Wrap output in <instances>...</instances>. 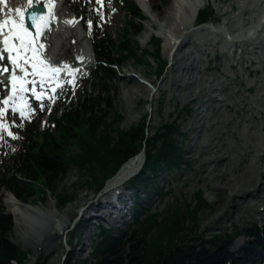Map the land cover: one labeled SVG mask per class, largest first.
I'll list each match as a JSON object with an SVG mask.
<instances>
[{"label":"rangeland","instance_id":"obj_1","mask_svg":"<svg viewBox=\"0 0 264 264\" xmlns=\"http://www.w3.org/2000/svg\"><path fill=\"white\" fill-rule=\"evenodd\" d=\"M16 1L11 0L8 9L3 11L7 13L6 16H11L19 23L21 16L15 13L18 5L13 3ZM102 1L104 6L97 0H51L50 3L41 0V4L52 6L51 11L60 6L61 9L64 7V12L71 17L73 24L62 27H59L57 22L48 24L44 31L45 42L41 41L39 37L35 55L42 53L46 58L47 55H50L49 57L54 59L52 63L57 62L61 72H64L65 68L63 67L67 65V62L79 60L82 45L87 43L90 46L89 36L91 34L106 37L113 44L117 43L121 35L122 37L126 35V21H130L142 29L137 37L139 49L151 50L149 35L155 33L160 37L156 26V23L160 21V18L156 17L157 12L168 6L169 0H147L148 8L142 6L138 0H134L141 9L142 19H133L125 14L123 8L117 5L116 0ZM105 1L107 2L106 6ZM5 3L6 0L2 4ZM152 3L156 4L158 10L150 8ZM204 3L202 8L208 3L215 10V15L211 18V22L215 24L217 21L222 22L225 18L233 15H239L241 19L248 18L249 9L254 4V0L245 1V10L238 8L242 4V0H206ZM9 8L12 9L11 13ZM226 11L228 14L226 13L222 17L221 13ZM86 19L89 20L88 28H84L82 24V21ZM244 21L246 22L247 19ZM50 32L52 35L49 37L48 33ZM208 33L207 30L193 27L186 35L181 53L189 55L190 59L183 62L182 69H179L180 67L177 65H171V57L165 52L164 40L160 37L162 40L161 59L166 61L162 74H157L158 60L153 55L142 57L141 51H139L138 54L142 58V62H137L135 58L125 61L115 69L114 77L107 84L106 97L110 99L113 108L122 116L118 125L119 129L127 130L146 119L148 135H151L165 122L174 120L181 130V133L176 137V141L181 147V155L178 160L180 164L176 167L163 166L159 168L155 174L148 176L142 181V184H136L133 189L125 181L115 190L117 193H113V195L115 194L114 200H116V195H120L118 189L122 192L121 196L127 198L129 207L124 218L111 223L113 214L109 216V212H101L102 219H92V216L88 215L86 221L80 219V216L68 217L65 220L66 229H69L75 220V236L71 237L72 229L68 231L65 229L56 240L59 244L56 253H49L46 250L38 252L31 242L28 244L23 235L14 230L16 218L12 214L14 210L9 209V205L6 203L10 193L5 190L0 191L5 211L11 214L8 238L28 252L24 264H75L77 261L83 260H86L87 264H95L100 256V253H94L96 234L100 227L109 228L113 235L118 234L121 230H128L132 238L129 245L124 247V251H128L130 246L137 242L134 239L137 232L132 224L131 214V207L136 206L137 203L145 205L147 209L159 216L164 215L167 209L177 207L183 213L184 221L189 225L191 235H200L203 239L213 233L232 232L230 229L233 226H239L242 229L248 225L256 224L258 228H264V185L260 186L261 190L263 189L261 199L254 201V205L247 207V210L241 213L238 218L236 216L231 218V209H227L223 215L219 214V207L217 208L216 205L218 193L215 190L217 187L225 189L236 183V185H242L243 182H248L260 162L257 156L258 152L248 153L245 147L250 145L263 148L264 146V131L262 130L264 126V82L260 83L259 81L264 75V32L251 41L249 40L250 42L241 41L233 47H231V42L216 44L215 36ZM39 45L48 47V50H40ZM55 47L58 49L57 52ZM26 55L30 56L28 53ZM92 71L93 63L87 70L82 71V73H88L87 76H80L81 78L77 79L79 76L72 74L71 79L64 85L59 80L54 86H50L49 95L51 97H49L48 106L44 108L43 104H39L36 109L29 107L27 108L28 114L23 116L5 109L3 100L6 92L0 84V110L4 113L0 117V124H3V128H0V147L20 139L25 133V127L30 124L39 123V130L48 135H57L58 129L51 123L56 116H61L65 112L80 115L83 111L80 104L84 102L85 98L96 97L99 94V88L95 85ZM199 73L201 74L198 75ZM201 75L203 78L200 82L205 84L204 87L209 79L216 75L217 79L214 84L216 83L218 91L207 90L208 87L203 88L200 83L199 86H194L198 93L197 98L188 101L187 86L191 81L190 78L193 76L200 78ZM131 78L135 82L134 85L130 82ZM143 83L147 86L145 92H141ZM231 87H234V92ZM215 97L224 98L225 102L217 110L213 109L219 104L213 102ZM244 98L259 110L260 115L257 114L255 118L256 111L255 114H248L242 109L241 100ZM187 109H191V112ZM251 125L255 126L258 131L249 129ZM8 132H11L12 135H8ZM251 133H254L252 135L255 136L250 137ZM74 148L75 146L72 147V149ZM53 188V192H43L32 202L18 203L28 204L39 208V210L57 211L59 216L64 219L63 215L67 209L73 207L74 211H77L85 201L90 200L97 204L99 201L103 202L105 196L104 188L96 190L75 168H69L65 174L61 175L54 183ZM199 190L202 191L204 204L196 215V222L192 223L186 208L188 204L191 206L195 204V195ZM255 191L257 189L252 188L251 192H245L241 197H251V193L255 194ZM58 193L70 195L71 202L61 206L56 198ZM135 193L138 194V199L135 198ZM85 209L90 214L94 210L88 206ZM130 224L133 226L128 227ZM52 231L57 230L53 227ZM244 236L233 235L229 246L232 253L246 243ZM67 241L70 244H65Z\"/></svg>","mask_w":264,"mask_h":264},{"label":"trees","instance_id":"obj_2","mask_svg":"<svg viewBox=\"0 0 264 264\" xmlns=\"http://www.w3.org/2000/svg\"><path fill=\"white\" fill-rule=\"evenodd\" d=\"M116 1L125 14L142 19L141 9L134 0ZM214 15L215 10L207 3L198 11L197 23L210 22ZM88 22L87 19L82 21L84 28H88ZM126 23V35H121L117 43L113 44L103 36H89L95 61L92 75L99 94L85 98L80 104L83 110L80 115L65 112L56 116L51 121L58 129L55 136L42 132L39 123H35L25 127L20 139L0 147V191L5 190L20 202L29 203L43 192H53L54 183L69 168L79 170L89 185L100 190L124 163L143 152L142 170L127 181L133 189L159 168L180 164L181 147L176 137L181 130L175 120L165 122L151 135L146 130V119L121 130L118 125L122 116L106 97L107 84L114 77L115 69L131 58L142 62L139 51L142 57L153 55L158 60V75L163 73L166 64L161 59V38L152 33L151 50H140L137 37L142 29L130 21ZM187 110L191 112V109ZM202 195V191H197L195 204L187 205L192 223L196 222V215L204 204ZM56 198L61 206L72 200L70 195L59 193ZM131 214L137 232L135 237L132 236L137 240L135 245L124 251L132 241L131 233L121 230L113 235L109 228L100 227L94 247V253H100V256L95 264H264V228H258L256 224L242 229L233 226L232 232L213 233L203 239L200 235H191L190 227L177 207L167 209L159 216L137 203ZM10 228L11 214L5 211L0 196V264H24L28 252L8 238ZM72 230L73 238L76 229ZM240 234L246 236V243L232 253L229 246L233 235ZM75 264H87V261Z\"/></svg>","mask_w":264,"mask_h":264},{"label":"bare ground","instance_id":"obj_3","mask_svg":"<svg viewBox=\"0 0 264 264\" xmlns=\"http://www.w3.org/2000/svg\"><path fill=\"white\" fill-rule=\"evenodd\" d=\"M45 1L50 3L51 0H45ZM205 1L206 0H169L170 3L168 4V6L164 7L161 11L159 10L157 12L159 16L156 15V17L157 18L159 17L160 21L156 23V26L158 28L157 31L159 33V36H161L162 39L164 40L165 52L167 53V55L171 57V60H172L171 65H175V66L177 65L178 67H180L179 69L183 68V62H186L190 59L189 55H186L185 53L184 54L181 53V48L184 47L186 35L194 27V23L197 18L198 11L205 4L204 3ZM245 1L246 0H242V4L238 6L239 9L245 10V5H244ZM10 2L11 0H6L5 4H0V20H5V12L3 10L8 9ZM138 2L142 6L148 8L147 0H138ZM13 3L14 5L17 4L18 5L17 8H20L21 11H23V9L28 6V0H17L16 2H13ZM34 4H39V3H36V0H33L32 5ZM106 5H107V2L105 1V6ZM251 6L252 7L251 9H249V16L248 18H246L247 19L246 22L244 21L246 19L239 18V15H233L231 17L225 18V20L222 22L217 21L215 24L213 23V27L207 29V31L209 32L208 34L215 36L216 44L220 43V34L217 32V29L224 30L222 31V33L225 34L226 41L231 42L232 44L231 47H233V45L235 46L236 43L241 42V41H245V40L247 42L249 40L251 41L255 37H258L262 32H264V0H254V4ZM150 8L158 10L155 3L150 4ZM51 9H52V6L47 7L46 9L47 11L43 15L45 18L48 19V23L44 26V28L42 29L41 35H40V40L43 42H45L44 31L46 30V26H48V24L52 22H57L58 26L62 27L64 25L69 26L71 23H67V21H72L71 17H69L68 14L64 12L63 10L64 7L63 9H61V6L59 8L58 7L54 8L53 11H51ZM226 13L227 11L221 13L222 17L225 16ZM49 14H51L50 17H49ZM38 23H40V21H38ZM30 34L32 35V37H35L36 32L30 33ZM51 35H52L51 32L48 33L49 37ZM149 36H151V34ZM173 48L175 49L173 50ZM39 49L45 51V50H48V47H44L43 45V48H39ZM27 53L30 56L33 54L32 51H28ZM246 68L248 69L249 67L247 66ZM206 70H208V68H206ZM255 70L259 72L258 69L255 68ZM200 74L201 73H199L198 75ZM261 77L262 78L259 79L260 83L264 82V75H262ZM202 78H203L202 75L200 78L195 77V76L190 78L191 81L189 82L187 86L188 101H192L195 98H197L198 93L196 89L194 88V86L196 85L199 86ZM216 79H217L216 75L211 77V79H209V82H207L206 84L208 88L206 86L204 87L205 84L203 85L202 83L200 86L203 88H207V90L209 89L211 91H218V89L215 86L216 83L214 84ZM130 82L133 83V85L135 84L132 78ZM146 90H147V86L143 83V89L141 90V92H145ZM231 90L234 92L235 91L234 87H231ZM151 92H152V89L150 90V93ZM213 102L215 104L219 103L216 106L213 105L214 106L213 109L217 110L218 108L223 106L224 98L215 97ZM241 102L243 103L242 109L246 113L255 114V111H256V114L254 116L255 118L257 114L260 115L259 110H257V108L253 104H251L249 100L244 98L241 100ZM17 106H19L21 109L22 105L19 104V105H16V107ZM22 112H23V115L28 114V111L26 110H23ZM19 115L21 116V112L19 113ZM249 129H252L253 131H258V129L252 125ZM262 130L264 131V126L262 127ZM252 134L254 133H251L250 137L255 136ZM245 148L248 150V153H252L253 151L258 152L257 156L260 161L259 165L257 167L256 172H254L249 177L250 180L248 182H243V184L241 183L242 185H236L237 184L236 183V184L230 185L229 187L225 189L223 187L215 188V190L218 193L217 199H216V205H217V208L219 207L218 210L220 212L219 213L220 215L225 214V211L227 209H231V212H232L231 218H234V216L238 218L240 217L241 213L247 210V207L253 204L254 201H259L261 199V194L263 190V189L261 190V187H262L261 185H264V159H263L264 146L263 148H256V147L248 145ZM143 155L144 154H141L132 162L124 165L122 169L119 171V175L110 181L108 188L105 189V191H103V194L105 195L103 198V202L99 201L97 204H95L94 202H90V200H87L81 205L80 209H78L77 211H74L73 207L70 209H67L63 215L64 219H62L59 216L57 211H52V210L45 211L44 209L43 211L41 209L39 210V208L37 207L34 208L28 204L21 205L18 203L20 201L17 200L11 193L10 195L8 194V199L6 203L9 205V209L14 210L12 214L16 217L15 224H14V230L17 233L22 234L24 240L27 241L28 244H30L29 242H31L35 246L36 251L41 252L43 250H46L49 253H56L57 250L59 249V244L56 240L65 231L66 229L65 220L68 217L74 218V217L80 216V219H83L86 221V219L89 217L88 215H91L92 219H98V218L102 219V215L100 213L109 212V216L112 214L115 215V217L111 219L112 220L111 223H113L115 220L124 218L128 212L127 210L129 207L128 201L119 203V202H116L114 199H112L110 195L115 192V190L119 187V185L123 184L127 179L131 178L133 175H135L140 170L143 164V158H144ZM257 184H258V187H257ZM252 188H254V190L257 189V191H255V194L251 193L252 194L251 197H245V198L241 197L243 193L251 192ZM86 206H88L89 208H92V210L94 208L93 213L91 214L88 213L85 209ZM53 227L56 228L57 231L53 232L52 231ZM244 237L246 239V236ZM65 244H70V243L69 241H67L65 242Z\"/></svg>","mask_w":264,"mask_h":264},{"label":"snow or ice","instance_id":"obj_4","mask_svg":"<svg viewBox=\"0 0 264 264\" xmlns=\"http://www.w3.org/2000/svg\"><path fill=\"white\" fill-rule=\"evenodd\" d=\"M98 3H101L102 0H97ZM4 3V0H0V4ZM36 3H41V0H36ZM33 4V0H28V7L31 8ZM45 7H49V5H45ZM9 12H12V9L9 8ZM15 13L19 16H21V20L19 23H17L15 20L12 19L11 16H9L5 20H0V37H3V51L8 53V61L15 67L18 68L21 72H25L24 67L20 64V61L23 60L24 64H27L28 58L26 56V53L28 51L33 52V75H42L48 72L56 73L58 72V69L51 68L47 69L43 67V61H39L35 53L37 51L36 45L39 40V37L41 35L42 29L44 26L48 23V19L44 16L38 15L36 13H33L28 18L32 21L33 27L37 29L35 37H32V35L29 33L28 29L24 27L23 24V15L20 8L15 9ZM50 17V14H49ZM40 21V23H37ZM67 23H72V21H67ZM10 25V26H9ZM6 30V31H5ZM13 38L19 40V44L15 45L12 43ZM39 48H43V45H39ZM15 53V55H13ZM0 59H3V57H0ZM66 67V66H65ZM0 71H7V69H0ZM25 75L27 73L25 72ZM17 80L18 78L13 74L11 77V82L13 86V94L16 93L17 88ZM25 81L23 78H19V91L23 92L26 91L24 88ZM41 96H37V99H41ZM12 97L10 96L8 100H5L4 103L8 104L9 100H11ZM13 111H17L16 108H13ZM4 115L3 111L0 110V117ZM21 116H23V112H21ZM0 128H3V124H0ZM6 131V129H5ZM8 135H12L11 132H8ZM13 138H15L13 136Z\"/></svg>","mask_w":264,"mask_h":264},{"label":"water","instance_id":"obj_5","mask_svg":"<svg viewBox=\"0 0 264 264\" xmlns=\"http://www.w3.org/2000/svg\"><path fill=\"white\" fill-rule=\"evenodd\" d=\"M33 13H36V14L42 16V15H44V14L46 13V9H45V7H44L43 5H41V4H35V5H32L31 8L26 7V8L24 9V21H25V26H26L31 32H35V30H36V28L33 27V23H32V21L28 18V17L31 16ZM202 25H205V24H202ZM210 27H211V25H210ZM141 154H142V153H139V154L135 155L133 158H131L130 160H128L126 163H124V164L120 167V169L115 173V175H114L112 178H110V179L106 182V184H105L103 190L107 189V188H108V185H109V183H110V181H111L113 178H115V177H117V176L119 175V171L122 169V167H123L124 165H126V164L132 162L133 160H135V159H136L138 156H140Z\"/></svg>","mask_w":264,"mask_h":264}]
</instances>
